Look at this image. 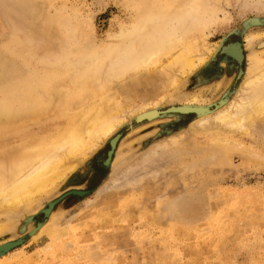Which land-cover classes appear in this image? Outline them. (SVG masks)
<instances>
[{
    "label": "bare ground",
    "instance_id": "bare-ground-1",
    "mask_svg": "<svg viewBox=\"0 0 264 264\" xmlns=\"http://www.w3.org/2000/svg\"><path fill=\"white\" fill-rule=\"evenodd\" d=\"M210 1L216 0H124L128 16L110 28L102 42L94 38L86 46L71 38L79 25L78 11L68 15L59 9L52 19L63 28L64 42L66 36L71 40L55 51L51 61L12 70L4 57L18 61L17 52L0 55L4 264H58L61 251L56 243L64 241L68 248L71 234L91 238L85 234L104 228L108 218L117 215L125 222L135 210L161 224L159 213L169 215L177 198L167 193L171 188L197 199L204 179L232 169L233 154L251 152L245 141L252 143L249 138L257 132L264 135V49L255 48L259 34L245 40L226 34L209 46L211 35L229 27L228 18L220 20ZM91 30L86 25L83 37H90ZM228 68L233 69L232 78L226 81ZM194 72L213 81L224 79L225 98L209 102L203 99L202 87L189 89V75ZM132 121L140 126L158 121L165 129L123 167L134 173L140 164L145 171L125 182L114 173L98 187V202L83 200L89 192L72 173L105 145V151L97 154L95 174L106 175L114 155H120L117 147L125 123ZM140 187L149 191V199L144 193L133 194ZM69 194L79 199L78 213L51 214L53 204ZM144 201L161 203L160 209L150 211ZM170 220L166 223L176 226V220ZM27 240H33L36 250L22 253ZM89 244L84 240L78 246Z\"/></svg>",
    "mask_w": 264,
    "mask_h": 264
},
{
    "label": "rangeland",
    "instance_id": "rangeland-1",
    "mask_svg": "<svg viewBox=\"0 0 264 264\" xmlns=\"http://www.w3.org/2000/svg\"><path fill=\"white\" fill-rule=\"evenodd\" d=\"M209 4L218 9L220 20L228 18L229 26L211 35L209 46H215L225 39L226 34L242 37L243 40L246 36L259 34L260 37L254 38L253 42L256 44L255 48L264 49V2L216 0ZM259 8L260 11L257 10ZM59 9H63L68 15L78 11L79 25L71 38L81 46L88 45L94 38L102 42L106 32L128 16L124 0H0V55L3 56L9 50L17 52L16 55L19 56L18 61L14 56H3L8 61L9 69L23 71L32 65L40 67L42 61H51L55 51L64 43H69L71 38L66 36L67 41L64 42L61 35L63 28L52 19ZM254 18L260 21L259 24L253 21ZM82 20L88 22L84 23ZM86 25L92 26V30L88 32L90 37L87 38L82 33ZM14 34L17 35L15 42ZM232 71L233 69L228 68L226 81L232 78ZM225 80L217 78L213 81L211 76H200L194 72L189 75L187 85L189 89L202 87L205 101H219L227 95ZM161 124L158 121L144 126L137 125L134 121L125 123V133L117 147L120 155L116 158L114 155L112 167L106 170V175L103 172L95 174L97 154L105 151L106 147L104 145L94 150L71 175L79 178L89 192L83 200H89L93 204L98 202V187L106 183L114 173L120 178V182L139 178L141 171H145L140 164L132 170L134 173L123 167L134 155L138 156L137 154L141 155L146 151L155 137L165 132V129L160 128ZM262 134L263 132H257L250 136L252 143L245 141L251 152L233 154L232 169L224 168L213 177L204 179L206 184L200 189L199 198L196 199L193 195L195 203L191 193L183 191L180 194V189L171 188L167 193L177 195V198L169 208V215L159 213L162 225L157 224L153 218L143 217L136 210L125 222L118 221L117 215L114 219L110 217L104 228L97 232L94 229L93 234H85L92 235L91 238L82 239L83 237L71 234L68 248L64 241L56 243L57 252L61 251L57 253L58 264H264ZM129 145H133L132 148H128ZM153 164L152 161L150 166L153 167ZM160 178L164 183V178ZM138 189L140 190H135L133 194L144 193L145 199L148 198V190L142 187ZM196 191L197 189L194 192ZM184 197L189 199L179 202ZM78 200L73 194L58 199L52 206L51 214L69 217L78 213L81 207ZM154 204L155 202L145 203L144 208L150 211L160 209L161 203ZM170 219L176 220V226L166 223ZM1 220L5 218L2 217ZM102 236H105L104 241L100 240ZM84 240L90 241L89 246H78ZM72 243L78 248L72 249ZM36 247L41 248L40 245ZM30 248L35 249L33 240L27 242L21 251L25 253ZM50 250H53V246L46 251ZM0 264H4L3 261L0 260Z\"/></svg>",
    "mask_w": 264,
    "mask_h": 264
}]
</instances>
